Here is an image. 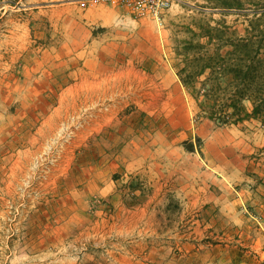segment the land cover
<instances>
[{
    "label": "rangeland",
    "instance_id": "1",
    "mask_svg": "<svg viewBox=\"0 0 264 264\" xmlns=\"http://www.w3.org/2000/svg\"><path fill=\"white\" fill-rule=\"evenodd\" d=\"M180 1L0 0V264H264V124L178 75L191 31L244 36L264 0Z\"/></svg>",
    "mask_w": 264,
    "mask_h": 264
},
{
    "label": "trees",
    "instance_id": "2",
    "mask_svg": "<svg viewBox=\"0 0 264 264\" xmlns=\"http://www.w3.org/2000/svg\"><path fill=\"white\" fill-rule=\"evenodd\" d=\"M217 25L191 31L181 47L178 75L211 120L223 126L251 119L264 124V13L249 22L244 36Z\"/></svg>",
    "mask_w": 264,
    "mask_h": 264
},
{
    "label": "built area",
    "instance_id": "3",
    "mask_svg": "<svg viewBox=\"0 0 264 264\" xmlns=\"http://www.w3.org/2000/svg\"><path fill=\"white\" fill-rule=\"evenodd\" d=\"M116 1L132 7L139 14L161 21L171 9L180 4V0H102Z\"/></svg>",
    "mask_w": 264,
    "mask_h": 264
}]
</instances>
